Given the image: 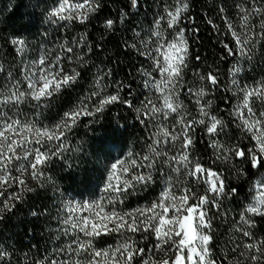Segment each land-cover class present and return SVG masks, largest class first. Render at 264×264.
<instances>
[{
    "label": "snow or ice",
    "instance_id": "obj_1",
    "mask_svg": "<svg viewBox=\"0 0 264 264\" xmlns=\"http://www.w3.org/2000/svg\"><path fill=\"white\" fill-rule=\"evenodd\" d=\"M40 3L41 41L0 37L14 53L0 61V223L39 190L50 192L55 211L29 214L55 227L35 255L18 257L14 245L0 243V264H264V71L248 75L258 58L264 68V0H212L216 16L203 17L220 61H232L223 82L220 69L199 67L203 58L192 51L199 40L192 0H155L151 20L127 29L119 47L141 62L126 80L89 59L93 47L103 51L86 29L102 0L32 7ZM140 3L129 0L101 31L118 33ZM117 106L142 130L131 142L119 116L112 136L97 133ZM81 127L107 158L87 198V187L73 195L56 178L58 168L72 169L73 154L87 155ZM132 198L143 202L129 207Z\"/></svg>",
    "mask_w": 264,
    "mask_h": 264
},
{
    "label": "trees",
    "instance_id": "obj_2",
    "mask_svg": "<svg viewBox=\"0 0 264 264\" xmlns=\"http://www.w3.org/2000/svg\"><path fill=\"white\" fill-rule=\"evenodd\" d=\"M36 3V0H0V37H6L9 34L19 33L24 36L29 42L37 43L43 39L40 35L45 31L47 25L43 23V17L40 15L41 9L44 7L43 3H40L35 8L32 7ZM129 0H102V9L99 12L98 20H93L90 25L86 26L89 35L90 45L101 43L103 51H97L93 47V51L89 54V59L95 63L100 64L103 62L105 67L110 65L113 74L117 79L126 80L130 74L134 75L135 68L139 66L141 60L134 53L121 51L120 44L122 38L129 36V29L131 26L140 23L141 21L151 20V13L154 11L155 0H141L140 8L135 16L129 18V21L123 25H118L120 31L116 34H110L102 32L100 29V22L108 17L112 18L117 16L120 9L127 10ZM14 6V7H13ZM212 7V0H192V12L195 14V25L199 27V40L193 39V53H198L203 59L198 65L199 67L207 70L208 65H215L220 69V75L223 78L226 76L228 68L231 66V58H228L227 62H221L219 57L223 55L219 45L216 43V37L210 26L206 24L203 19L204 16L215 17L214 11H208ZM147 11L149 15L145 17L143 13ZM185 23H188L185 21ZM217 23H220L217 18ZM82 29L80 27L71 28L70 31L73 34H79ZM58 36H63L64 33H56ZM7 57L8 62H12L14 53L9 47H6L3 43V39H0V61H3ZM264 68L261 67V61L259 58L255 62V65L248 73L250 77L255 76L259 79L261 72ZM191 72V69H189ZM133 91H139L137 81L132 79L131 81ZM127 93H125L126 95ZM214 103H221L222 98L218 97ZM115 114V115H114ZM115 116H119L121 124L128 123V126L124 130V138L126 142H131L133 137L141 134V129L138 127H131V124L135 123L132 120V116L129 111L125 110L122 106L112 108V110L104 117L103 126L97 128V133L105 136H112V128L114 126ZM80 138L85 141L84 150L87 155L82 156L77 160L75 154L72 158V169L67 171H56V178L62 188L68 189L75 195L76 191H84L87 187V191H84L85 198L89 197L92 192V186L97 183L96 177L102 171L103 163L106 162V157L96 150L95 141L93 139L94 134L87 132L83 127L79 129ZM198 151L204 152V145H197ZM112 157L116 156V152L111 153ZM72 174V178L69 179V174ZM227 176V173H226ZM64 177V179H61ZM231 184H239L240 182L235 180L234 177L228 176ZM83 181V183H81ZM248 185L245 182L240 187V195L238 200L243 202L245 194L247 193ZM50 192H43L37 190L32 194L28 203L19 207L16 210V214L9 219H6L3 223H0V243L14 245L17 249L16 256L23 257L25 253H28L31 249L33 255L36 253V249H43L49 244L50 227H55L48 217L37 216L33 217L29 213L35 208L43 212L45 207L52 208V200L49 198ZM78 198V197H77ZM146 199H151L152 195L146 194ZM137 202H143L132 198L128 202L129 207H134ZM231 219V217H229ZM219 223V222H217ZM260 227L264 229V221L260 222ZM218 231H224L223 227Z\"/></svg>",
    "mask_w": 264,
    "mask_h": 264
}]
</instances>
